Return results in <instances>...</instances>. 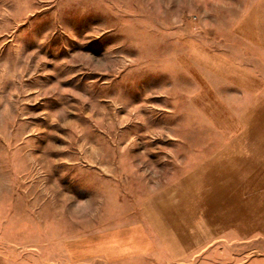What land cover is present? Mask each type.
Segmentation results:
<instances>
[{
  "label": "rangeland",
  "instance_id": "1",
  "mask_svg": "<svg viewBox=\"0 0 264 264\" xmlns=\"http://www.w3.org/2000/svg\"><path fill=\"white\" fill-rule=\"evenodd\" d=\"M259 116L264 0H0V264H264L197 185Z\"/></svg>",
  "mask_w": 264,
  "mask_h": 264
},
{
  "label": "crops",
  "instance_id": "2",
  "mask_svg": "<svg viewBox=\"0 0 264 264\" xmlns=\"http://www.w3.org/2000/svg\"><path fill=\"white\" fill-rule=\"evenodd\" d=\"M250 130L242 141L239 140L242 146L237 152H229L221 157L219 186L215 185L217 179L212 180L211 175L197 180V185L212 188L209 196L215 193L218 195L215 199L220 197L218 210L221 215L233 213L232 216L239 218V223L251 225V231L255 234L264 227V119L259 116ZM207 197L204 194L203 198L207 200ZM227 200H236L237 203L230 205L225 203Z\"/></svg>",
  "mask_w": 264,
  "mask_h": 264
}]
</instances>
